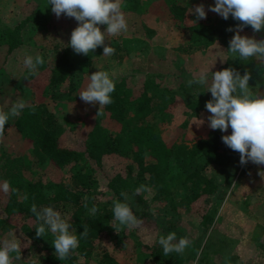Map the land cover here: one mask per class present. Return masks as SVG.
Masks as SVG:
<instances>
[{
    "label": "trees",
    "instance_id": "1",
    "mask_svg": "<svg viewBox=\"0 0 264 264\" xmlns=\"http://www.w3.org/2000/svg\"><path fill=\"white\" fill-rule=\"evenodd\" d=\"M120 2L124 15L152 10L173 27L184 28L187 38L177 47L182 53L207 50L231 33L227 28L238 23L231 16L225 20L219 15L197 20L189 13L190 8L200 4L196 0ZM49 22L41 6L14 25L4 23L0 14V73L10 55L23 44L25 26L42 30L48 28ZM257 34L260 35L257 40L264 39V31ZM68 43L57 40L54 54L44 59L35 75L26 72L20 76L19 80L34 98L15 118L14 125L32 153L13 154L3 150L0 155V177L17 190L10 189L0 199V244L13 238L19 242L20 259L16 260L17 254L12 253V264H185L182 254L173 252L165 256L158 240L145 242L140 237H131L126 230L116 232L113 245L119 253H114L105 240L111 232L114 202H124L122 192L141 199L152 188L155 198L172 212L169 218L173 226L176 227L183 213H190L199 223L209 225L214 220L215 205L225 196L209 168L218 165L227 171L241 167L239 153L221 139L231 134V128L226 133L210 129L192 143H168L160 123L162 113L171 111L177 101V89L150 73L136 82L131 75L118 80L112 78L113 103L103 107L104 116L92 112L74 126H64L55 105L80 98L78 94L86 87L89 75L96 72L93 65L103 56V47L84 57L77 56ZM224 66L235 68L241 75L248 71L250 88L264 97V66L259 61H240L230 56ZM210 99L211 93L205 86L193 93L187 103L195 109ZM91 160L99 170H107L110 195L107 200L97 196L96 170L90 167ZM71 163L78 165L67 176L65 168ZM141 186L146 190L137 194L136 189ZM33 203L38 210L53 207L71 224L70 231L78 236L79 245L68 259L61 261L56 257L50 229L46 228L44 237L37 238L36 227L41 222L30 211ZM93 204L98 208L95 215L89 211ZM84 226L88 228L86 236L81 235Z\"/></svg>",
    "mask_w": 264,
    "mask_h": 264
},
{
    "label": "rangeland",
    "instance_id": "2",
    "mask_svg": "<svg viewBox=\"0 0 264 264\" xmlns=\"http://www.w3.org/2000/svg\"><path fill=\"white\" fill-rule=\"evenodd\" d=\"M196 1L205 5L207 17L218 15L207 10L209 5H214V0ZM39 6L46 11L50 20L49 26L39 30L27 25L22 30L23 44L10 55L3 72L0 73V109L4 111H8L19 100L26 104L33 101V93L19 80L23 73L29 72L23 65L24 58L40 55L48 60L54 54L56 41L68 43L71 32L78 26L74 18L61 15L58 19L52 13L48 0H0V14L4 23L14 25ZM125 18L128 23L127 32L108 37L105 41L115 49V54L102 56L96 66L93 65L95 71H107L116 80L124 75H131L134 82L148 73L156 74V79L163 84L174 85L177 89V101L171 111L162 113V135L168 143H192L198 140L210 130L207 117L211 114L206 110L205 103L195 109L188 106L187 102L192 94L205 86L194 84L189 87L187 81L201 70H208L210 83L211 72L227 68L224 66L225 61L232 56L227 51L229 41L235 33L231 32L205 51L182 53L177 47L187 38L184 28L173 27L152 10L145 13L128 12ZM105 29L106 25L101 26V31ZM241 35L254 36L256 39L260 37L249 27L244 28ZM39 69L40 66L37 71ZM50 106L54 107V104L50 103ZM99 108V105L85 104L80 98L73 102L61 101L54 107L61 123L66 127L74 126L87 114H97ZM97 116H104L103 107ZM15 118L9 119L5 132L0 137V155L3 150L13 154L32 153L31 147L24 143L14 125ZM198 120L204 121L199 127ZM72 138L76 140L77 137ZM77 165H68L65 168L66 175H71ZM90 167L93 171L96 170L97 196L107 200L110 196L107 193V170H99L94 160H91ZM209 169L225 191L224 198L218 200L214 207L212 223L204 225L192 214L183 213L179 216L176 227L173 226L169 218L172 212L155 198L154 190L149 188L141 199L129 195V199L124 200L142 223L138 227L127 228L121 227L112 218L111 232L105 237L106 244L114 253H119L113 245L117 238V229V232L126 230L131 237H140L145 242L157 241L161 235L167 236L170 232H175L177 241L181 237H187L191 241L182 254L185 264H264V179L258 175L260 170H264V165L257 166L249 162L238 170L229 168L224 171L218 165ZM4 181L6 180L0 177V185ZM6 195L0 189V199L3 200ZM201 255H204L202 260Z\"/></svg>",
    "mask_w": 264,
    "mask_h": 264
},
{
    "label": "clouds",
    "instance_id": "3",
    "mask_svg": "<svg viewBox=\"0 0 264 264\" xmlns=\"http://www.w3.org/2000/svg\"><path fill=\"white\" fill-rule=\"evenodd\" d=\"M52 13L59 19L61 15L74 18L78 26L71 32L70 46L76 54L88 55L98 47H103V56L115 54V49L105 43L108 37L119 36L127 32L128 23L122 11L120 0H48ZM208 11L218 14L227 20L230 16L237 21V25L229 27L226 31L235 34L229 41L228 52L234 59L240 61L257 60L264 66V39L257 40L254 36L241 35L246 27H251L253 33L264 31V0H214V5L208 6ZM197 20L207 18L205 5L200 3L190 8ZM101 25L106 29L101 31ZM45 63L42 56L35 58L26 56L23 65L29 70L30 75H35L37 67ZM251 74L245 71L243 75L235 68H224L223 70L211 72V82L208 80V70H201L187 85L207 86V92L211 93V99L205 103L206 110L211 114L207 117L208 126L211 130H219L226 133L229 128L230 135H223L222 142L232 151L239 153L241 166L249 162L261 166L264 165V97L257 95L249 86ZM115 91V81L107 71H96L89 75L86 87L78 94L81 101L93 106L99 105L100 114L102 107L113 103L111 94ZM23 100L12 104L8 111L0 109V137L5 132V125L10 118L19 116L26 107ZM199 127L204 123L198 120ZM258 175L264 179V170ZM0 189L7 194L10 183L4 181ZM12 191H17L11 189ZM146 190L144 186L136 189V193ZM124 200L129 197L121 193ZM27 199V196L24 197ZM87 200V197L85 198ZM88 207L87 203L84 205ZM30 211L41 223L36 227V236L44 237L46 228L54 235L52 242L56 257L64 261L78 247L79 238L70 231L71 224L51 206L37 209L36 204L31 205ZM90 213L95 215L98 208L95 204L90 208ZM113 219L119 222L121 227H138L140 221L133 213L132 208L126 202L116 201L112 209ZM118 229L116 230V232ZM87 226L81 235L86 236ZM158 243L163 248V254H183L191 244L187 237H181L177 241L176 233L170 232L167 236L161 235ZM12 253H16V260L20 259V244L13 238L4 240L0 244V264H12Z\"/></svg>",
    "mask_w": 264,
    "mask_h": 264
}]
</instances>
